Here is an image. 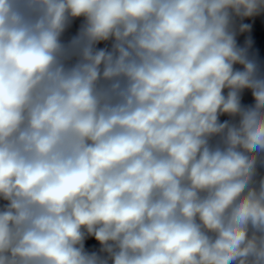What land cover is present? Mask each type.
Wrapping results in <instances>:
<instances>
[{
    "label": "clouds",
    "instance_id": "obj_1",
    "mask_svg": "<svg viewBox=\"0 0 264 264\" xmlns=\"http://www.w3.org/2000/svg\"><path fill=\"white\" fill-rule=\"evenodd\" d=\"M0 264H264V0H0Z\"/></svg>",
    "mask_w": 264,
    "mask_h": 264
}]
</instances>
